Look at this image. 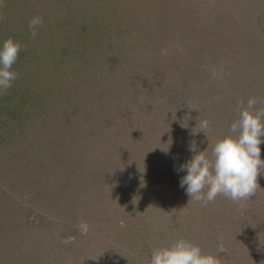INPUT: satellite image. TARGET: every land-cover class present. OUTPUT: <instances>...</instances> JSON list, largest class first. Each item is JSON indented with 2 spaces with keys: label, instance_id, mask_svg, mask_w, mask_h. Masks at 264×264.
<instances>
[{
  "label": "rangeland",
  "instance_id": "rangeland-1",
  "mask_svg": "<svg viewBox=\"0 0 264 264\" xmlns=\"http://www.w3.org/2000/svg\"><path fill=\"white\" fill-rule=\"evenodd\" d=\"M34 16L69 21L53 30L78 67L40 72L41 101L0 128V264H148L179 237L264 264V173L251 199L205 206L179 170L191 141L210 156L237 105L264 101V0H3L0 36Z\"/></svg>",
  "mask_w": 264,
  "mask_h": 264
},
{
  "label": "clouds",
  "instance_id": "clouds-1",
  "mask_svg": "<svg viewBox=\"0 0 264 264\" xmlns=\"http://www.w3.org/2000/svg\"><path fill=\"white\" fill-rule=\"evenodd\" d=\"M2 4L3 0H0V5ZM43 23L40 16L29 20L28 27L33 39L37 37L38 29ZM21 48V43L12 37L0 45V94L7 92L18 78L13 66ZM217 75L213 70V78ZM258 104L261 106L257 107ZM187 107L189 110H199L193 105ZM236 111L237 119L231 123L228 134L216 140L210 156L204 150L197 151L195 141L190 142L188 150L194 155L179 169L186 170L180 186L185 188L190 197L189 202L194 200L206 206L218 196L233 202L247 201L262 188L259 177L264 173V158L261 157V143L264 142V101L250 97L246 106L241 102ZM196 126L199 131L194 128L193 132L203 131L210 140L208 129L211 121L198 117ZM169 147L160 148L167 152ZM226 251L222 242L216 253H210L205 252L198 243L179 237L167 245L154 247L148 264H222L218 254Z\"/></svg>",
  "mask_w": 264,
  "mask_h": 264
},
{
  "label": "trees",
  "instance_id": "trees-1",
  "mask_svg": "<svg viewBox=\"0 0 264 264\" xmlns=\"http://www.w3.org/2000/svg\"><path fill=\"white\" fill-rule=\"evenodd\" d=\"M87 10L90 11V9ZM60 20V18H55L54 16L53 19L51 17L47 19L46 23L38 29V35L35 39L31 37V31L26 25L22 29L17 28L14 30V26L9 29L8 27L12 25L8 24L6 36H0V45L9 37L19 41L22 45L19 57L13 66L18 73V78L7 92L0 94V128L21 125L24 123L22 120L23 115L27 114H24V112L29 111L30 105L34 102L41 101L42 93L37 88L31 90L32 87L28 85L32 80L37 81L40 72L58 71L62 73V80L66 81L70 79L68 75L72 74L71 71L75 72L77 70V62L73 60L77 56L75 45L69 39L66 41L68 38L67 33L61 35L53 30L54 28L56 29L57 24L61 25ZM62 23L63 32H67L70 29L69 21ZM72 28L73 26H71ZM62 38L65 43L59 45L62 42ZM69 70H71L70 73H68ZM85 72L88 73V71ZM65 88L67 89L66 93L69 90L66 85ZM29 89L30 91H28ZM29 92L32 93L30 94ZM57 99L59 100L58 97ZM57 99L56 103L59 102ZM77 100H80L79 96ZM8 132L6 131V133Z\"/></svg>",
  "mask_w": 264,
  "mask_h": 264
}]
</instances>
